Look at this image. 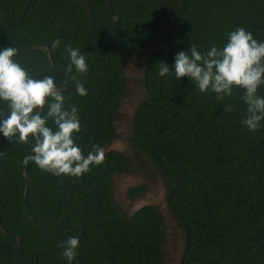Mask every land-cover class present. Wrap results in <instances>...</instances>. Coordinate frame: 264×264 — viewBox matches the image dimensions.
Here are the masks:
<instances>
[{
	"label": "trees",
	"instance_id": "1",
	"mask_svg": "<svg viewBox=\"0 0 264 264\" xmlns=\"http://www.w3.org/2000/svg\"><path fill=\"white\" fill-rule=\"evenodd\" d=\"M162 25L163 46L146 59L145 95L132 117L131 159L107 149L126 94L123 57L140 54ZM240 27L264 42V0H0V50L17 48L14 60L32 78L53 77L65 108L78 110L82 131L74 142L85 157L94 145L105 152V162L79 178L54 175L23 164L32 144L0 133V264H68L58 245L70 237L80 240L72 264H165L158 207L127 214L113 196V174L133 162L146 168L145 157L183 232L179 264H264V121L255 133L242 124L247 105L239 88L220 100L188 77L159 75L161 62L174 73L179 52L192 44L201 53L222 48ZM66 45L86 58V74L73 68L86 96L65 76ZM8 115L0 101V120ZM48 126L56 130L51 118ZM146 190L133 186L128 196Z\"/></svg>",
	"mask_w": 264,
	"mask_h": 264
},
{
	"label": "clouds",
	"instance_id": "2",
	"mask_svg": "<svg viewBox=\"0 0 264 264\" xmlns=\"http://www.w3.org/2000/svg\"><path fill=\"white\" fill-rule=\"evenodd\" d=\"M60 40L52 42V49H58ZM47 51V49H45ZM70 63L65 67V76L75 83L80 96H86L87 90L73 74L84 75L89 71L86 58L79 48L65 46ZM18 55L15 47L0 50V101L8 103L10 115L0 120V133L11 141L32 144V155L23 159L27 166L34 162L41 170L54 175L81 177L89 173L91 167L105 162L104 149L93 146V151L85 157L74 142V133L82 131L78 110L75 106L65 108V96L54 83V78L44 76L34 79L28 71L14 60ZM175 72L161 62L159 75H173L177 80L188 77L196 82L201 93L213 92L218 99L232 96L233 89L242 90L240 97L247 105L246 116L242 124L255 133L264 121V97L258 95L264 85V42L253 37L250 31L240 27L228 33V42L222 47L212 46L206 53H201L192 44L190 52H179L175 57ZM68 80H65V84ZM47 109L46 115H42ZM234 109L226 106L224 111ZM51 118L56 130L48 126ZM80 246L79 237H70L58 247L68 264L76 259Z\"/></svg>",
	"mask_w": 264,
	"mask_h": 264
},
{
	"label": "rangeland",
	"instance_id": "3",
	"mask_svg": "<svg viewBox=\"0 0 264 264\" xmlns=\"http://www.w3.org/2000/svg\"><path fill=\"white\" fill-rule=\"evenodd\" d=\"M164 33L165 28L162 25L158 27L155 37L140 54L123 57L124 70L127 75L126 94L115 117L118 136L107 149H116L131 159H133L132 147L129 142L131 122L136 106L145 95L143 84L145 62L149 55L163 46ZM145 160L146 168L137 162H133L134 166L130 171L113 174V196L127 214H132L146 204H153L158 207L166 223V236L163 242L165 264H179L184 244L183 232L168 208L165 187L160 173L149 158L145 157ZM141 184L147 185L146 192L135 199L129 198L128 190Z\"/></svg>",
	"mask_w": 264,
	"mask_h": 264
},
{
	"label": "water",
	"instance_id": "4",
	"mask_svg": "<svg viewBox=\"0 0 264 264\" xmlns=\"http://www.w3.org/2000/svg\"><path fill=\"white\" fill-rule=\"evenodd\" d=\"M143 206H144V205H143ZM139 208H140V207H139ZM139 208H138V209H139Z\"/></svg>",
	"mask_w": 264,
	"mask_h": 264
},
{
	"label": "flooded vegetation",
	"instance_id": "5",
	"mask_svg": "<svg viewBox=\"0 0 264 264\" xmlns=\"http://www.w3.org/2000/svg\"><path fill=\"white\" fill-rule=\"evenodd\" d=\"M142 207V206H141Z\"/></svg>",
	"mask_w": 264,
	"mask_h": 264
}]
</instances>
